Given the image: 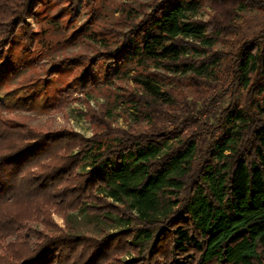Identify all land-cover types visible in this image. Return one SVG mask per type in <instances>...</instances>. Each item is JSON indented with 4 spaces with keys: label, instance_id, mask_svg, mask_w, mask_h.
<instances>
[{
    "label": "trees",
    "instance_id": "1",
    "mask_svg": "<svg viewBox=\"0 0 264 264\" xmlns=\"http://www.w3.org/2000/svg\"><path fill=\"white\" fill-rule=\"evenodd\" d=\"M78 1L0 0V83L9 78L0 91V264H264V30L235 52L216 49L233 29L218 16L198 18L205 0H153L115 48L104 42L94 56L62 58L44 78L9 88L20 68L47 57L28 15L66 27ZM208 1L228 13L264 8ZM87 23L66 41L83 37ZM148 63L188 91L135 74L124 110L136 128L104 122L105 131L85 138L3 115L19 103L63 107L102 76L112 81ZM51 210L64 214L65 228ZM68 211L116 230L77 233Z\"/></svg>",
    "mask_w": 264,
    "mask_h": 264
},
{
    "label": "rangeland",
    "instance_id": "2",
    "mask_svg": "<svg viewBox=\"0 0 264 264\" xmlns=\"http://www.w3.org/2000/svg\"><path fill=\"white\" fill-rule=\"evenodd\" d=\"M96 5L90 10L84 5L83 0H79L75 12L71 18L65 17L69 21L64 27L57 20L45 18L39 20L42 14L36 16L28 15L27 22L34 32L42 31L44 45L47 48V57H43L39 62L41 66H36L33 70L28 67L20 68L10 79L9 88L24 85L36 77L44 78L47 71L52 68L53 62L62 58H71L78 55L94 56L103 49L105 42L109 47L115 48L122 40L125 32L129 31V19L142 17L144 13L151 9L153 0H95ZM159 1V0H158ZM251 1V0H250ZM264 4V0H259ZM56 9H49L52 15ZM228 8L213 5L208 0L202 3L198 13V18L208 21L212 17H220L225 20L233 33H230L226 41L217 43L214 48L235 52L239 45L246 40L257 37L264 30V8L254 6L247 8L235 5L233 12L228 13ZM91 19L89 18L90 13ZM125 16V17H124ZM91 20V21H90ZM88 21L83 37H79L72 42L66 39L72 28L82 26ZM90 35V36H88ZM199 53L194 54L197 58ZM204 56V54H202ZM128 73L121 78L112 76H102V82L80 93L75 92L72 99L66 102L63 107L59 105L48 106L42 110L34 105L26 106L19 103L16 107L3 113L7 118L14 119L41 132H55L69 130L91 138L97 133L105 131V123L108 122L111 128H136L133 119L124 110L127 106L129 93H134L137 89L133 81L135 74H148L162 89L170 87H181L188 91L185 84L177 81L176 77L166 73L160 68L148 63L144 67L128 65ZM5 75L0 83V91H3L4 82H8ZM51 88V87H50ZM49 88V90H51ZM223 85L219 93L223 94L222 105L227 102L228 91ZM192 96L191 93H189ZM42 99V98H40ZM77 151L74 149L73 153ZM80 170V169H78ZM69 213V215H68ZM68 219L71 221L77 233L99 235L101 230L115 231L111 225H103L88 217L82 211H68ZM51 218L59 228H65L66 217L57 211L51 210ZM36 228H42L41 223L33 222ZM128 259L131 255L121 256Z\"/></svg>",
    "mask_w": 264,
    "mask_h": 264
}]
</instances>
